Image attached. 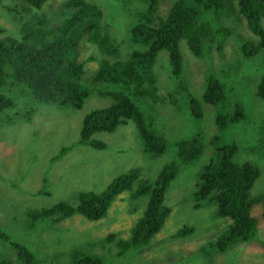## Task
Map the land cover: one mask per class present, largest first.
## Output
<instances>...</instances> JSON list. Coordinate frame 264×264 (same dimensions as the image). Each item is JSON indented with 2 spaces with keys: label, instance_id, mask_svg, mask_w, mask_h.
Segmentation results:
<instances>
[{
  "label": "rangeland",
  "instance_id": "374dc122",
  "mask_svg": "<svg viewBox=\"0 0 264 264\" xmlns=\"http://www.w3.org/2000/svg\"><path fill=\"white\" fill-rule=\"evenodd\" d=\"M66 1L47 0L43 10L32 9L31 13L42 17L45 12L49 27H55L65 18ZM89 1L98 4L104 12L102 22L106 20L110 26L107 48H118V54L101 50L89 40L88 35L79 42V61L84 62L87 58L86 73L81 83L90 91L83 107L75 110L69 106L58 108L55 104L38 103L19 88L8 93L0 92L14 100L12 107L0 112V228L34 252L35 248L38 251L48 248L50 253L58 255L55 264H68L70 254L76 250L86 256L101 258L102 264H264V217H261L264 198L257 203L259 206L253 204L250 209L251 215L258 219L256 243L234 240L228 247L234 244L233 249L224 252L212 243L227 232L230 220L219 216L217 206L211 201H201L196 207L199 177L214 154L218 153L219 142L214 141L216 146L212 143L218 132L215 124L217 108L203 104L201 98L209 77L215 73L221 77L228 72L226 90H235L234 85H238L240 94L233 99L248 102L252 107L247 126L240 130L230 128L231 136L227 138L229 145L236 143L238 147L234 155L236 163H253L263 170L251 196L264 193V145L260 143L264 97H254L258 85L247 87L249 82L258 81L264 73V50L260 48L250 58L244 59L241 55L245 40L258 43L259 37L248 28L246 20L237 22L226 10L212 11L213 14L208 15L205 21L219 24L226 31V35L221 36L224 39L221 50L215 47L213 52L210 51V59L206 56L208 51L198 57L190 50L187 41L182 40L180 52L184 71L181 76L173 77L169 52L165 50L159 54L154 67L157 81L154 91L137 97L133 95V86L123 89L140 108L150 129L167 143V150L162 156L144 151L143 141L132 121L119 125L114 132L96 133L93 139L105 144L102 149L90 144L81 146L78 141L86 114L95 109L108 108L115 102L114 97L103 95L106 92L122 91L116 83L93 82L92 75L99 68L98 61L106 57L115 62L128 56L134 46L131 29L138 23L140 13L135 0ZM4 4L5 7L0 9V24L8 30L4 36L21 39V27L24 20H29V15L22 10L20 1L5 0ZM171 5L172 2L169 5L160 3L157 17H165ZM228 16L230 23L223 24L220 19ZM41 35L49 38L46 33ZM237 55L241 59L236 60ZM198 100L203 105V112L193 116ZM34 110L37 111L32 117ZM31 119L32 124H28ZM22 127L28 130L26 134L21 132ZM193 138L203 142L204 152L189 163L179 158V144ZM53 157L56 159L54 163ZM169 163H174L177 170L165 196V204L171 208V213L148 245L131 248L124 255L118 256L115 245L121 238L130 236L132 226L142 215L143 206L146 207L150 198L149 194L135 197L133 191L137 184L132 191L119 194L107 215L99 221H89L77 214L59 224H53L50 218H41L35 224L28 213L53 207L62 201L76 206L81 192L101 193L113 180L133 168L140 169V180L154 181L162 167ZM8 177L13 180L23 177L25 180L13 188L4 181ZM39 190L49 193L37 194ZM33 224L35 226L31 227ZM111 233L116 239L104 252L98 246L99 239ZM12 250L8 243L0 242V260L14 257L13 252L16 256ZM66 251L68 256L61 257L60 253Z\"/></svg>",
  "mask_w": 264,
  "mask_h": 264
},
{
  "label": "trees",
  "instance_id": "16d2710c",
  "mask_svg": "<svg viewBox=\"0 0 264 264\" xmlns=\"http://www.w3.org/2000/svg\"><path fill=\"white\" fill-rule=\"evenodd\" d=\"M4 1L0 0V9L5 7ZM12 1L21 2V8L29 15V20H24L21 27V39L4 36L7 35L8 30L0 24V92L8 93L9 90L19 88L28 92L27 96L35 99L38 103L55 104L58 108L69 106L80 110L85 100L90 96V91L81 83V78L86 73L87 58L84 59V62L79 61V42L85 35H88L89 40L100 49H104L106 45L110 44L107 33L110 26L106 20L102 22L105 19L104 12L98 4L92 1L67 0L64 3L67 17L65 15L59 25L50 28L49 20L43 12L41 14L42 29L35 23L36 17L31 13V10L33 8L43 10L47 0ZM171 2L172 5L167 15L157 17L160 3L169 5ZM171 2L170 0H135V5L139 8L140 13L138 23L131 29L134 43L132 51L126 59L122 58L115 62L103 57L98 61L99 68L92 75L93 82L97 80L116 83L120 85L122 91L106 92L105 94L101 92L103 95L114 97L115 102L108 108L95 109L86 114L82 121L79 143L90 144L95 148L102 149L105 144L93 139L96 133L114 132L119 125L132 121L136 124L139 136L143 141L144 151L162 156L167 150V143L165 144L162 137L150 129L140 108L123 89L133 86V95L137 97H144L154 91L156 89L154 67L159 54L165 50L169 52L173 77L181 76L184 71L180 52L182 40L187 41L190 50L198 57L208 51L206 56L210 59V51L213 52L216 48L221 50L224 45V39L221 38L223 28L219 24L205 21L208 15L213 14L212 11L226 10L229 12V16L234 17L235 21L242 23L243 20H246L248 28L259 37L258 45L253 41L245 40L241 49L244 58H250L260 48L264 50V0H171ZM220 20L223 24L231 21L230 17ZM44 33L51 35L52 38L43 41L42 37L46 38V36L41 34ZM238 56H235L236 60L241 59V56L240 58ZM174 91L179 93L177 89ZM230 97L227 95L226 82L217 78L215 74L211 75L202 99L205 103L215 106L219 112L215 123L218 132L212 139L213 145L214 141L219 142V145L216 149L218 153L214 154L199 177L196 207L201 201H211L217 206L219 216L232 219V224L227 232L218 236L212 243L222 252L226 249H233L234 244L231 248L228 247L234 240L247 243L257 238L258 222L251 215L250 209L253 204H257L264 198V193L251 196L255 182L258 177L262 176L263 170L251 163L243 165L236 163L234 155L238 152V147L236 143L229 145L227 138L231 136L230 128L240 130L247 126L252 107L248 102L239 101L237 98L236 100L232 98L231 104L228 105ZM254 97H264V73L258 80ZM13 105V98L0 94V112ZM36 111H32V117ZM32 120L28 124H32ZM19 122L20 120L17 123ZM20 130L23 134L28 131L26 127H22ZM260 135V143L264 145V118L261 120ZM203 152V143L200 139L193 138L179 144V158L186 162L195 161ZM54 158H52L53 163L56 161ZM176 173L174 163L166 164L156 179L150 182L140 180V169L133 168L113 180L103 192H81L79 203L76 206L62 201L53 207L45 208L47 210L43 212V216L38 218H50L54 223L58 222L56 219L59 214L62 220L81 214L89 221L101 220L107 215L117 196L132 191L137 184L133 191L135 197L139 194H149L150 198L146 207L143 206L142 217L131 229L130 237L115 245L118 249L117 252L119 251L118 256H121L131 248L148 245L164 225L171 213V208L165 204V195ZM254 176L256 177L254 178ZM8 178V180L2 179L13 188L21 180H25L23 177L21 180ZM44 193H49V191L39 190L37 192V194ZM35 224L31 227H34ZM114 240L115 234H109L104 239H99L98 246L105 252L106 247ZM0 242L8 243L17 254V257L0 260V264H55L58 257L57 254L50 253L48 248L40 251L35 248V253L25 243L13 240L1 228ZM67 254L68 251L61 252L60 256H68ZM82 255L84 260H81L83 258L79 259L83 257ZM70 256V264H76V262L102 264L101 258L86 256L79 250L72 252Z\"/></svg>",
  "mask_w": 264,
  "mask_h": 264
},
{
  "label": "clouds",
  "instance_id": "9594fccd",
  "mask_svg": "<svg viewBox=\"0 0 264 264\" xmlns=\"http://www.w3.org/2000/svg\"><path fill=\"white\" fill-rule=\"evenodd\" d=\"M87 1H89V0H87ZM34 9V8H33ZM33 15H34V17H36L35 18V23L36 24H40L41 25V19H42V17H40V16H37V14L36 13H33ZM66 17H67V15H66ZM25 22V21H24ZM60 22V21H59ZM24 24V23H23ZM223 33V36H225L226 35V31H223L222 32ZM254 35H255V33L254 32H252ZM49 35V34H48ZM52 37H51V35H49V38H42V39H44V40H50ZM81 41V40H80ZM257 45L259 44V42L258 43H256ZM107 46L108 45H106L105 46V48L104 49H101V50H103V51H105V52H107L108 54H110V53H114V52H117L118 51V48H115V49H108L107 48ZM113 50H115V51H113ZM241 52H242V50H241ZM118 53V52H117ZM242 56H243V53L241 54ZM243 58H244V56H243ZM126 59V58H125ZM245 59V58H244ZM124 60V59H123ZM215 75L217 76V78H219L220 80H222L223 82H226L228 79H229V73L227 72V74H225V75H222L221 77H220V75L219 74H217V73H215ZM160 79V78H159ZM257 80V79H256ZM259 80V79H258ZM251 83H254L253 85L251 84ZM207 84V83H206ZM157 85V81H155V86ZM158 85H159V81H158ZM255 85H258V81H251V82H249L248 83V85H247V87L248 88H253ZM160 87V86H159ZM234 87H235V91L233 90V89H229V90H226L227 91V95H230L231 96V98H233V96H235V95H239L240 93H238L239 91L238 90H240V87L238 86V85H234ZM257 90V89H256ZM204 91H205V89L203 90V93H204ZM179 93H181L182 94V92L179 90ZM203 93H202V95H203ZM202 95H201V98H202ZM231 98L229 99V103H228V105H230L231 104ZM202 101H203V104H209V103H205V101L202 99ZM211 105V104H210ZM202 106L203 105H201V103L199 102V100H198V107L194 110V111H192V115L193 116H196L199 112H203V109H202ZM205 111H206V109H204ZM219 112L217 111V114H218ZM80 140V139H79ZM203 143V142H202ZM78 144L79 145H81V146H83L84 144H82V143H79V141H78ZM86 145V144H85ZM203 148H204V145H203ZM245 164V163H244ZM251 164H253V163H251ZM239 165H243V164H239ZM253 165H255V164H253ZM256 166V165H255ZM257 176V175H256ZM256 176H254V178L256 177ZM260 177H258V179H259ZM258 179H257V181H258ZM166 196V195H165ZM117 198H118V196H117ZM116 198V199H117ZM115 199V200H116ZM28 213H30V212H28ZM77 215V214H76ZM76 215H74V216H72V217H70V218H73V217H75ZM79 215H81V214H79ZM142 215H143V212H142ZM142 215L138 218V220L135 222V224L132 226V228L136 225V223L140 220V218L142 217ZM84 217V216H83ZM224 218H228L229 220H230V225H229V227L231 226V224H232V219L231 218H229V217H224ZM56 221H58V222H55L54 224H59V223H61L62 222V218H60V214L57 216V219H56ZM99 221V220H98ZM257 222H258V219H257ZM131 228V229H132ZM257 232H258V224H257ZM112 234V233H111ZM130 235H131V230H130ZM258 236V235H257ZM130 237V236H129ZM129 237H127V238H129ZM116 239V238H115ZM257 239H258V237L254 240V241H252V242H250V244H254V243H256L255 241H257ZM121 240H123L122 238L120 239V241ZM216 240H214L213 242H215ZM258 243H260V242H258ZM216 247V246H215ZM217 248V247H216ZM262 249H263V247H261ZM15 251V250H14ZM12 252H13V250H12ZM16 252V251H15ZM13 255H14V257H17V254H16V256H15V254H14V252H13ZM83 259H81V260H84V256L82 257ZM71 261V260H70ZM68 264H70V262L68 263Z\"/></svg>",
  "mask_w": 264,
  "mask_h": 264
},
{
  "label": "bare ground",
  "instance_id": "6f19581e",
  "mask_svg": "<svg viewBox=\"0 0 264 264\" xmlns=\"http://www.w3.org/2000/svg\"><path fill=\"white\" fill-rule=\"evenodd\" d=\"M140 106V105H139ZM22 182V181H21ZM46 211V209H42V210H35V212L33 213L32 211L29 213V215H31V219H32V222H34L39 216H43L42 214H43V212H45ZM264 215V211H262V214H261V217H264L263 216ZM42 218V217H41ZM41 218H38V220L39 219H41ZM44 218V217H43ZM68 218H70V217H68ZM67 219V218H66ZM63 220H65V219H63ZM62 220V221H63ZM37 222V221H36ZM35 222V223H36ZM52 222H53V220H52ZM55 223V222H54ZM53 223V224H54Z\"/></svg>",
  "mask_w": 264,
  "mask_h": 264
},
{
  "label": "flooded vegetation",
  "instance_id": "af4514ba",
  "mask_svg": "<svg viewBox=\"0 0 264 264\" xmlns=\"http://www.w3.org/2000/svg\"><path fill=\"white\" fill-rule=\"evenodd\" d=\"M217 115H218V114L216 113V117H217Z\"/></svg>",
  "mask_w": 264,
  "mask_h": 264
}]
</instances>
